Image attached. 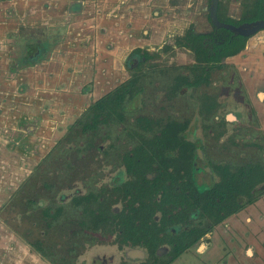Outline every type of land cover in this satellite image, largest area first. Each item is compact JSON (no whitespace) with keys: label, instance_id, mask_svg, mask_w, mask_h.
<instances>
[{"label":"rangeland","instance_id":"1","mask_svg":"<svg viewBox=\"0 0 264 264\" xmlns=\"http://www.w3.org/2000/svg\"><path fill=\"white\" fill-rule=\"evenodd\" d=\"M0 1L1 25L14 27L9 16L11 0ZM77 1L19 0L23 13L33 10L30 7L36 10L16 22L30 33L45 38V25L56 18L44 12L50 6L56 11L65 7L60 11L61 20L69 26L58 49L43 53L44 59L31 67L17 66L18 70L11 72L12 34H0V42L6 40L0 47V264H99L100 258L113 254L105 238L97 236L89 245L83 234L76 235L74 224L80 215L73 203L78 193L94 195V207L101 203L98 197H105L104 189L120 171L121 155L159 135L164 123L188 122L187 139L203 145L201 158L204 155L211 175L208 185L225 179L221 192L240 188L235 180L236 184L227 183L230 177H237L239 168L242 172L251 166L264 172V126L257 123L254 113L249 122L239 120L240 114L249 116V112L240 103L244 87L231 79L232 64H241L253 50L234 59L226 71H213L211 86L199 81L184 95L173 91L174 82L185 71L178 68L191 64L193 56L180 51L176 58L163 55L149 60L129 74L134 83L128 84L125 111L107 118L106 111H101L95 123L91 115L78 120L79 113L128 78L122 71V56L126 58L139 45L141 36L149 39L148 34L156 30L147 44L157 48L167 39L165 34L185 30L200 2L206 6L209 0H142L136 17L132 13L134 0H80L84 5L79 14L66 11L68 4L71 11ZM249 1L220 0L221 17L227 13L237 20L242 7H247L243 4L254 0ZM132 16L150 22V26L136 27L133 21L139 18ZM202 19L206 21V13ZM161 28L163 33L158 34ZM140 30L148 34L139 35ZM112 41L118 50L108 48ZM115 41H120L119 47ZM79 60L89 65L95 76L81 67ZM108 74L116 80L114 85L95 88V81L108 80ZM247 81L253 85V80ZM210 99L212 103L204 107L202 103ZM21 137L24 140L15 145ZM92 208L84 206L83 212ZM239 224L243 226L238 228ZM78 240L87 247L81 248ZM188 252L194 254V264H264V196L216 226L210 238L204 237ZM122 259L116 257L115 263Z\"/></svg>","mask_w":264,"mask_h":264},{"label":"flooded vegetation","instance_id":"2","mask_svg":"<svg viewBox=\"0 0 264 264\" xmlns=\"http://www.w3.org/2000/svg\"><path fill=\"white\" fill-rule=\"evenodd\" d=\"M1 2L2 1H0V3ZM81 4L84 5V2L80 0L74 2L71 11L68 9V5H67L66 11L79 14V12L82 11L81 8L83 9V5ZM132 4L134 7H136V8L134 7L132 8L133 9L132 13L136 17L137 14L136 11L138 9L137 5L144 3L142 0H134ZM11 5L13 6V9L10 10L9 16L14 21V27H6V26L3 27L0 23V25L2 26V27L0 26V34H2L3 31L7 34V36L10 35L7 32H10L12 34L11 39L13 41L11 40L9 42V45H11L10 50L14 52L11 56L10 65L12 66L11 72H15L18 70L17 66L19 67V69L25 67H31L35 65L38 61L40 62L41 60L44 59L43 53L49 52L50 49H52V51L57 50L61 42L66 40L65 34L68 31L69 26L66 22H63L64 20L63 21L61 20L62 17H64L61 14V12L62 10L65 9V7L64 8L61 7L59 9L61 11L60 12L52 9L50 6L49 10H46L44 12L49 13L51 16H54L56 18H51L50 23L45 25L44 34H43L45 38H40L39 37L40 33L37 32L36 35L34 33H30L27 27H22L23 25L20 26L19 24L16 25L17 21L20 22L21 20L24 21L25 16L34 15L36 13V10L33 7H30L33 10H28L26 14L23 13L24 10L22 8V5L19 3V0H11ZM45 5L48 6V3L44 4V8H46ZM244 5L248 6L247 3H244L243 6ZM210 7H211V0H209L208 5L206 6H203V2H200L197 12H194L192 17L193 20L191 21L189 26L186 27L185 30L183 28V31L180 34H175V32L174 34L173 33L165 34V37L167 39L161 44H159L157 48L148 45L150 41H152V38L155 36L154 34L156 33V30H154V32H151V34H148L147 31L143 32L142 30L144 36L148 34L149 39L141 36L138 39L139 45L136 46L135 49L131 50V52L128 53L126 58L122 56V64H121L123 69L122 71L127 72L129 75L130 72H132V70L134 71L140 69V67L149 60H159L160 58H162L163 55L164 56L172 55L173 58H176V56L179 54L180 51L188 52L193 56L192 62L187 66H182L178 68V70L180 69L185 71L181 72L179 76L175 78V82H174L175 88L173 89V91H175L179 95H184L188 92V89L195 88V85H197L199 81L204 82L206 86L209 85L211 86L210 75H212V72L215 70H219L220 68H224V70L226 71L227 65H230L229 63H234L233 61L227 62V59L234 58L240 55L246 49L248 40L260 34L258 36L259 37L258 43H256V45L251 47V49L253 50L259 47L257 49V52L259 53V54L257 53L258 55L257 59H254L253 62L245 63L247 57L246 56L244 57V60H242L244 62H241V64L239 63L235 65L232 64V68L234 70H232L233 74L231 75V79L232 77L235 78L237 84L241 87H244L245 96L242 95L239 96L241 100L240 103L246 106L247 111L249 112L248 114L249 116H245V115L241 116L240 114L238 117L239 120L242 119L243 122L245 121L249 122V120L251 119V113L252 114L254 113L257 118V123H259V125L262 123L264 126V30H260L253 36L247 37L244 50L238 53L237 55L224 58L221 60V62L216 64L202 63L201 65L206 67L205 74L203 75H200L201 69L199 67L194 68L195 64L197 63L194 60V55L192 51L178 42V40L185 37V35L188 32H191L196 35H207L212 33V31H214L215 27L212 25V22L210 20V11H209ZM244 8L242 7L240 17L237 20L227 15V13L225 14L226 15L225 17H221L222 14L221 5H220V0H218L217 11H216L217 19L219 22H222L220 18L221 19L229 18L234 21H240L241 19H243L242 16L247 7ZM155 13L156 10L154 11V14ZM204 13H206V21L202 19ZM135 17L132 16L131 19L139 18L133 21L136 27H140L141 29L143 26H150V22L140 20V17L137 18ZM165 17L169 18L171 17V15H167ZM44 18H46L45 14H43V19ZM52 19H56V20L52 21ZM59 19L60 21H58ZM127 19L130 20V17H127ZM162 19L165 20L163 17ZM246 23H251V22H244L240 25ZM161 24L164 25L163 23ZM157 27L160 28L159 26ZM197 27H201L203 30L197 31L196 29ZM140 32L141 30L139 31V35ZM160 33H163L162 28L158 32V34ZM5 41L6 40L0 42V47L5 46L3 45ZM147 41H149L148 44ZM115 42H117V46L119 47L120 41H115ZM110 43L111 44L108 46V48H113V50L115 49L118 50L117 47H114V41ZM17 47H19L21 50L18 49ZM1 51L3 50L0 49V52ZM242 55L243 54H241L240 57H242ZM79 62L81 67L87 68L88 71L90 70L92 77L95 76L93 69L89 65L85 64L84 62L82 64L81 60H79ZM109 67L112 70L113 65H110ZM192 76L195 77L192 78ZM108 78L103 77V80L108 79L106 81L96 80L94 87L96 88L99 85H103L104 87L105 85H109L110 83L114 85V81L116 80L110 74H108ZM248 78H250V80H253L252 86L247 85V83L249 82L247 81ZM130 79L131 77L129 75L127 79L120 81L121 83L118 86L113 87L112 90L105 93V95L100 96L92 105H94L97 101H99L103 97L111 94L119 87L128 84L131 81ZM99 89H101V87H99ZM1 90L2 89L0 84V98H2ZM126 96L127 93L124 94V100ZM235 97L237 96L234 95L232 96V98L236 100ZM124 100L122 102V106L125 104ZM214 101L215 103L218 102V100H214ZM209 103H212L211 99L207 102L204 101L202 104L204 107H207L208 104L209 107ZM92 105H90L86 110L84 109L82 113L78 114V120L80 118L83 119V117H86L87 115H91L90 120H93L92 123H95L96 119L100 118L99 113L101 111H104V108L103 107L92 108L91 107ZM0 106H1V100H0ZM215 108L216 109L218 108V104L215 106ZM219 108L221 109L222 106L219 105ZM119 109H121L122 112L126 110L124 109V107H120ZM108 110L110 109L108 108ZM0 115H1V107H0ZM244 116L245 118H243ZM234 120H236V118ZM162 125H163V129L167 125H172L173 129L175 128L176 130L175 141L173 140L172 142H168L167 140H164L162 138L153 141V143L157 145L158 151L164 154L163 155L164 158H161V160L169 159V161L167 162L168 164H165V167L171 170V172L173 171L174 192L180 193L185 187L188 186L193 188L195 186L198 187L202 186L203 188L202 190L204 192L211 191L215 187L216 183L212 184V186L208 185L207 181L211 177V175L209 173L210 169L203 162L204 155L201 158V152H203V150H201V147H203V145L198 140L192 142L187 139L188 122L173 120L171 122H167ZM194 129L195 128L193 127L192 130ZM157 136H161V133L159 132V135ZM24 138L25 137L19 138L18 141L16 140L14 144L15 145L21 144ZM186 146L191 147V149L187 148V150L185 151L186 153L183 154L184 157H182L181 153L183 152L184 147ZM130 152L131 150L128 153L121 155L119 159V166L117 167L118 169H120V171H118L117 175L112 177V180H110V184L108 185V188L104 189L106 190L107 193L105 197L104 196L98 197L101 203H98L96 207H94L93 204H91V202H94L95 200L93 197L94 195L91 194L86 195V194L78 193V199L74 201L73 206L74 208H78V214L80 215V219H77L75 221L74 225L76 228L73 231L76 233V235L78 234V236H81L83 234L82 239H84L89 245L91 244L93 245V240H95L97 236L99 238H102V240L105 238L104 242L107 245V248L113 249L114 252L113 254L107 256L108 258H105L104 256L100 258V260L98 261L99 264H135V262H137L136 264H180V263L194 264L195 263L194 254L189 253L188 251L191 248H193L204 237L210 238L216 226H219L226 219H228L232 215L237 214L238 212L232 214L224 221H222L220 224L213 226L212 229L206 234H204L200 239H198L197 242L190 245L186 250H184L180 254H177L176 250H173V244H170L166 241L163 242L162 238L164 237V235L160 231H159L160 233L158 232L154 237H151V234L147 235V231H146L147 225H150L152 222L158 224L160 222V218L162 215L159 210H156L154 214L151 216L150 221L145 220V218H149L150 213L142 209V206L149 208L158 207L155 201H147L144 196L145 194L144 189L146 188L145 179L146 178L151 179V175L145 174L143 177L141 176V174H139V172L135 173L134 172L135 170L131 171L130 168L131 167L137 168L135 162H140L142 158L146 159L147 157L150 156L146 157L144 154H138L135 155V157H133L131 156V154H129ZM141 152H144V150L142 149ZM153 158L157 159V157H153ZM130 159L131 160L134 159L135 162L134 161L131 162ZM141 164L142 163H139V165ZM143 166L144 165L142 164L141 167L143 168ZM160 166L164 167V165H162L161 163L159 164L158 162L156 167L160 168ZM190 169H192V171L189 172ZM237 173H238L237 178H241L240 177L241 168H239ZM199 175L203 176V178L199 179L198 177ZM255 189L257 192L258 191L264 192V183H261L260 186L257 185ZM240 190H241V186L240 188L237 189V191ZM262 196H264V193L260 197H257V199L253 201L251 204H246L244 208L246 206L253 205V203L257 202ZM94 203L96 204L97 202ZM84 206L86 208H90V207L93 208L91 210L87 209V211L89 210V212H83ZM244 208H242L240 211H242ZM188 220L185 221L184 223H177L166 227V229L169 231V236L171 237V239H174L176 235L181 234L183 232L189 233L190 230H192V228H194V226L198 223V221L195 220H193L192 222ZM242 226H243L242 224H239L238 228ZM155 237L158 239V243L155 246H153L151 239ZM192 237H193L192 235L188 237V240H191ZM78 242L80 243L81 248L87 247V244L82 245L81 240H78ZM116 257L118 258L122 257L123 259L115 263ZM127 260H133V261L136 260V261L134 263H129L127 262Z\"/></svg>","mask_w":264,"mask_h":264},{"label":"trees","instance_id":"3","mask_svg":"<svg viewBox=\"0 0 264 264\" xmlns=\"http://www.w3.org/2000/svg\"><path fill=\"white\" fill-rule=\"evenodd\" d=\"M263 4L264 0H254L247 6L242 16L243 19L240 21L219 18L223 23L234 26H238L244 22L264 20ZM178 42L192 51L194 60L197 63L194 68L199 67L201 69L200 75H203L205 74L206 67L201 65L202 63L216 64L224 58L237 55L244 50L246 37L234 35L230 31L222 28H214V31L207 35H196L188 32ZM129 83L133 84L134 82L130 81ZM128 84L119 87L91 107H103L104 112L106 111V117L119 115V112H122L121 109L115 111L114 109L123 107L122 102L124 100V94L128 93ZM175 132L176 130L175 128L173 129L172 125H167L160 132L161 136L152 137L144 145L131 150L129 154L133 157L138 154H144L146 157L150 156L146 159L142 158L140 162H135L134 159H130L137 166V168L131 167V171L135 170V173L139 172L143 177L145 174L151 175V179H145L146 188L144 189V196L147 201H155L158 207L149 208L142 206V209L150 213L149 218H145V220L150 221L151 216L156 210H159L162 215L158 224L152 222L150 225H147V235L151 234V237H154L160 231L164 235L162 238L163 242L166 241L173 244V250H176V253L180 254L190 245L197 242L204 234L209 232L213 226L220 224L232 214L239 212L246 204H251L257 197L263 195V191L257 192L255 188L257 185L260 186L261 183H264V172H260L249 166L242 170L240 174L241 178L232 176L227 179L228 184L241 183L240 191L235 190L229 193L221 192V184L225 180L222 178L221 182L216 184L211 191L204 192L202 186H195L194 188L188 186L182 192L175 193L173 171L171 172V170L165 167L169 159L161 160V158H164V154L159 152L157 145L153 143V141L159 138L167 140L168 142L175 141ZM187 148L191 149L189 146L184 147L181 153L182 157H184L183 154L186 153ZM142 149L144 152H141ZM152 156L157 157V159H154ZM158 162L164 165V167L160 166V168H157L156 165ZM139 163L144 165L143 168L141 167L142 164L139 165ZM187 220L191 222L195 220L198 223L189 233L183 232L176 235L174 239H171L166 227L177 223H184ZM191 235L193 236L192 239L188 240V237ZM151 241L153 246L158 243L156 237L152 238Z\"/></svg>","mask_w":264,"mask_h":264},{"label":"water","instance_id":"4","mask_svg":"<svg viewBox=\"0 0 264 264\" xmlns=\"http://www.w3.org/2000/svg\"><path fill=\"white\" fill-rule=\"evenodd\" d=\"M218 0H211L210 7V20L212 25L217 29H225L233 33L234 35H239L242 37H250L256 34L260 30H264V20H258L251 23H246L240 26H233L231 24H225L219 22L216 16Z\"/></svg>","mask_w":264,"mask_h":264},{"label":"crops","instance_id":"5","mask_svg":"<svg viewBox=\"0 0 264 264\" xmlns=\"http://www.w3.org/2000/svg\"><path fill=\"white\" fill-rule=\"evenodd\" d=\"M258 36H254V37H252L250 40H248V42H247V46H246V49L241 53V54H243V53H245L247 50H250V51H252L253 49H251V47L252 46H254V45H256V43H258ZM259 47H257L255 50H256V52H255V50H253L254 51V53L253 52H250V53H248V56L246 57V61H245V63L246 62H253V60L254 59H257V57H258V55H257V49H258ZM240 54V55H241ZM259 54V53H258ZM240 55H238V56H236V57H234V58H228L227 59V62H231V61H233L234 59H236L237 57H239ZM244 60V59H243ZM244 62V61H243Z\"/></svg>","mask_w":264,"mask_h":264}]
</instances>
